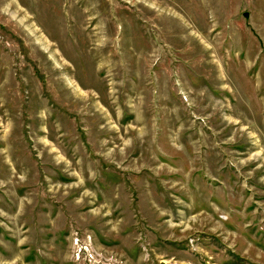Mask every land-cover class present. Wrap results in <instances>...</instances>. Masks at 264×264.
Wrapping results in <instances>:
<instances>
[{
    "label": "rangeland",
    "instance_id": "obj_1",
    "mask_svg": "<svg viewBox=\"0 0 264 264\" xmlns=\"http://www.w3.org/2000/svg\"><path fill=\"white\" fill-rule=\"evenodd\" d=\"M0 264H264V0H0Z\"/></svg>",
    "mask_w": 264,
    "mask_h": 264
},
{
    "label": "water",
    "instance_id": "obj_2",
    "mask_svg": "<svg viewBox=\"0 0 264 264\" xmlns=\"http://www.w3.org/2000/svg\"><path fill=\"white\" fill-rule=\"evenodd\" d=\"M245 16H247V14Z\"/></svg>",
    "mask_w": 264,
    "mask_h": 264
}]
</instances>
